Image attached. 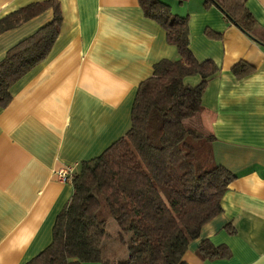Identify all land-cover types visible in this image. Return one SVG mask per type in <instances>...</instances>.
Here are the masks:
<instances>
[{"label": "crops", "instance_id": "0c3cea01", "mask_svg": "<svg viewBox=\"0 0 264 264\" xmlns=\"http://www.w3.org/2000/svg\"><path fill=\"white\" fill-rule=\"evenodd\" d=\"M0 0V18L32 2ZM62 17L46 56L10 89L0 106V264H23L51 241L56 215L72 195L57 171L100 154L126 130L139 83L175 46L138 0H55ZM188 17L189 46L219 72L203 92L214 161L235 177L222 211L189 243L188 264H264V45L244 34L214 4L165 0ZM180 9L175 8L177 5ZM264 30V0H244ZM53 19L47 8L0 33V60ZM244 62L249 71L236 76ZM196 83L198 78L188 79ZM231 223L232 233L225 226ZM226 245L229 258L201 259L200 240ZM96 264V263H86Z\"/></svg>", "mask_w": 264, "mask_h": 264}, {"label": "trees", "instance_id": "16d2710c", "mask_svg": "<svg viewBox=\"0 0 264 264\" xmlns=\"http://www.w3.org/2000/svg\"><path fill=\"white\" fill-rule=\"evenodd\" d=\"M138 2L144 16L175 46L176 55L156 62L151 75L139 83L123 134L74 169L72 195L55 217L50 243L23 264H188L183 256L189 243L222 211V196L235 175L214 161V135L202 105L207 83L219 67L191 51L186 15L172 12L165 0ZM209 4L264 45V30L255 25L244 0H203ZM47 8L53 11L52 21L0 60V106L9 102L11 87L49 54L62 17L55 0H44L0 18L1 33ZM248 71L241 61L232 67L236 76ZM193 76L196 83L188 81ZM110 220L124 254L104 242ZM230 226L225 228L232 233ZM196 253L201 259L231 255L226 245L206 239L200 240Z\"/></svg>", "mask_w": 264, "mask_h": 264}, {"label": "rangeland", "instance_id": "374dc122", "mask_svg": "<svg viewBox=\"0 0 264 264\" xmlns=\"http://www.w3.org/2000/svg\"><path fill=\"white\" fill-rule=\"evenodd\" d=\"M170 6H172V5H170ZM175 8L180 9L179 6H178V3H177V5H174V9ZM171 11L174 12L173 10H171ZM109 223L110 224H108L106 226V239H105L104 242L107 243L110 247H112V249H114L115 252H121L122 254H124L125 249H126L125 246L123 244L119 243L117 238H115L116 224H115V222L113 220H110ZM103 255L105 257H107L106 254H103Z\"/></svg>", "mask_w": 264, "mask_h": 264}, {"label": "built area", "instance_id": "2783aa9c", "mask_svg": "<svg viewBox=\"0 0 264 264\" xmlns=\"http://www.w3.org/2000/svg\"><path fill=\"white\" fill-rule=\"evenodd\" d=\"M74 167L66 166L57 171V178L62 182H71Z\"/></svg>", "mask_w": 264, "mask_h": 264}]
</instances>
